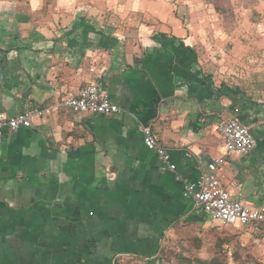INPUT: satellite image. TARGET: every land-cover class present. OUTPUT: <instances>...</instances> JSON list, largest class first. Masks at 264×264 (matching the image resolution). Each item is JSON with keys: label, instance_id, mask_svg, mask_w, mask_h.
<instances>
[{"label": "crops", "instance_id": "obj_1", "mask_svg": "<svg viewBox=\"0 0 264 264\" xmlns=\"http://www.w3.org/2000/svg\"><path fill=\"white\" fill-rule=\"evenodd\" d=\"M179 2L0 0V113L45 110L0 138V264H166L175 238L187 246L221 226L162 171L144 128L184 180L224 158L217 172L232 199L264 206V64L242 86L212 80L193 27L206 18ZM235 53L264 63V47ZM93 83L119 114L52 110ZM228 119L250 129L251 154L224 155ZM226 228L264 241L259 227Z\"/></svg>", "mask_w": 264, "mask_h": 264}, {"label": "rangeland", "instance_id": "obj_2", "mask_svg": "<svg viewBox=\"0 0 264 264\" xmlns=\"http://www.w3.org/2000/svg\"><path fill=\"white\" fill-rule=\"evenodd\" d=\"M172 1L188 2L193 6L190 16L206 18V23L198 20L193 27L205 35L200 42L205 51L201 60L210 69L212 80L242 86L255 77L258 65L264 64L259 62L260 56H242L240 61L235 51L238 44L240 48L264 47V0ZM177 15L185 14L177 9ZM232 32H239L238 39ZM198 236L190 238L187 246L182 243L183 238H175V244L162 251V259L166 264H264V241L255 244L242 229L214 226L201 238Z\"/></svg>", "mask_w": 264, "mask_h": 264}, {"label": "built area", "instance_id": "obj_3", "mask_svg": "<svg viewBox=\"0 0 264 264\" xmlns=\"http://www.w3.org/2000/svg\"><path fill=\"white\" fill-rule=\"evenodd\" d=\"M65 108L72 113H89L93 115H116L120 108L113 104L110 96L99 83H93L80 89L75 96L64 99L62 103L52 107L58 111ZM45 110L27 109L16 116L7 117L0 113V138L19 129L31 128L34 122L41 119ZM224 143L225 156H245L251 154L256 148V140L248 127L236 119H228L218 128ZM143 142L148 150L156 153L161 159L162 171L175 173L176 180L184 186V192L194 205L221 226L259 227L264 231V206L251 207L242 202L233 200L226 191L218 176V169L224 166V158L215 160L208 166V173L191 183L177 174V169L171 163L170 155L158 143L149 128L143 129Z\"/></svg>", "mask_w": 264, "mask_h": 264}]
</instances>
